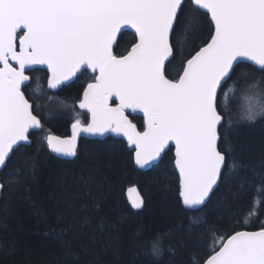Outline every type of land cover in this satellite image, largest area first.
Instances as JSON below:
<instances>
[{"label": "snow or ice", "instance_id": "snow-or-ice-1", "mask_svg": "<svg viewBox=\"0 0 264 264\" xmlns=\"http://www.w3.org/2000/svg\"><path fill=\"white\" fill-rule=\"evenodd\" d=\"M77 84L76 102L65 104L71 135L44 131L26 91ZM132 114H142L139 125ZM243 128L259 138L238 143ZM82 134L119 155L123 171L147 175L145 191L170 197L178 215L125 237L119 204L110 216L93 192L99 164L85 163L72 182L91 205L43 219L74 264L72 240L85 232L126 247L125 264H264V0H0V200L27 187L41 154L80 161ZM124 183L118 176L110 188ZM245 189L252 199L237 215ZM126 194L130 215L147 209L137 187Z\"/></svg>", "mask_w": 264, "mask_h": 264}, {"label": "trees", "instance_id": "trees-1", "mask_svg": "<svg viewBox=\"0 0 264 264\" xmlns=\"http://www.w3.org/2000/svg\"><path fill=\"white\" fill-rule=\"evenodd\" d=\"M131 40V32L125 33L120 38L119 51L123 52ZM32 89H36L35 83L32 84ZM77 89L78 84L55 93H51L46 86L35 93L32 90L26 91L30 102L34 101V107L36 104L41 105L39 111L45 121L44 131H50L61 137L69 135L68 127L73 122L72 117L58 113L52 106L56 102L74 104ZM76 111H79L78 108ZM134 122L139 125L142 121L141 118L134 117ZM259 135L258 128H243L239 132L238 143L243 144L258 139ZM91 140L80 139L82 158L73 165L64 164L61 158H57L52 153L41 154L37 174L27 187L13 189L10 195L6 194L5 199L0 200V219L6 224V230L0 231V264H74L73 258L65 255L62 241L44 234L43 219L47 217L49 223H53L58 215L70 218L78 212L82 204L91 205L90 198L83 190L77 195L76 187L72 182L75 176L80 175L85 163L88 168L99 164L100 171L96 174L93 192L103 196V212L110 216L118 212L125 218L123 223L125 237L137 226H142L148 233H155L176 221L178 214L175 213L170 197H165L163 192L156 190L145 191L147 175L132 171L130 167L128 171H123L119 155L109 157L106 151L89 143ZM87 153L97 154L98 161H86ZM118 176L123 177L125 183L120 188H110ZM130 186L137 187L141 194L148 198V207L140 215L132 216L126 211L128 207L126 189ZM68 191L77 196L74 202L65 201L63 198ZM252 195L251 189L243 191L241 199L234 204L233 210L237 215L247 210ZM6 203L7 215L4 218ZM117 204L120 207L117 212H113L112 208ZM98 240L100 242L91 239L87 232L72 240L71 248L79 264H125L128 259L126 247L110 242L107 233L98 237Z\"/></svg>", "mask_w": 264, "mask_h": 264}, {"label": "rangeland", "instance_id": "rangeland-1", "mask_svg": "<svg viewBox=\"0 0 264 264\" xmlns=\"http://www.w3.org/2000/svg\"><path fill=\"white\" fill-rule=\"evenodd\" d=\"M52 107H54L53 109L58 111V113L69 115L72 117V113L68 109L65 108L64 103L56 102V104H54Z\"/></svg>", "mask_w": 264, "mask_h": 264}, {"label": "water", "instance_id": "water-1", "mask_svg": "<svg viewBox=\"0 0 264 264\" xmlns=\"http://www.w3.org/2000/svg\"><path fill=\"white\" fill-rule=\"evenodd\" d=\"M128 32H131V30H128ZM49 91H51V92H58V91H55V90H49ZM132 116L133 117H139V118H141L142 117V114H139V115H137V114H132ZM84 138V136H83V134H82V136H81V138L80 139H83ZM87 139H92V140H95V139H100V138H95V137H88ZM80 141V140H79ZM79 141H78V143H79ZM55 155V154H54ZM56 156V155H55ZM139 190V189H138ZM126 197H127V194H126Z\"/></svg>", "mask_w": 264, "mask_h": 264}, {"label": "flooded vegetation", "instance_id": "flooded-vegetation-1", "mask_svg": "<svg viewBox=\"0 0 264 264\" xmlns=\"http://www.w3.org/2000/svg\"><path fill=\"white\" fill-rule=\"evenodd\" d=\"M51 93H52V92H51ZM78 110H79V109H78ZM68 129H69V135H68V136H70V135H71V124L69 125Z\"/></svg>", "mask_w": 264, "mask_h": 264}]
</instances>
